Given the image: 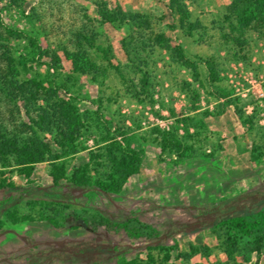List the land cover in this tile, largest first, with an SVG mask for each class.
<instances>
[{"label":"rangeland","instance_id":"obj_1","mask_svg":"<svg viewBox=\"0 0 264 264\" xmlns=\"http://www.w3.org/2000/svg\"><path fill=\"white\" fill-rule=\"evenodd\" d=\"M180 1L186 18L170 0H0V133L22 145L29 115L61 101L80 120L70 144L57 124L38 133L55 160L30 174L0 162V190L21 188L6 195L9 212L0 206V264H264L247 238L228 257L227 225L187 209L264 189V25L232 29L231 0ZM78 47L93 70L66 56ZM124 137L142 153L140 171L105 194L91 184L110 171V139ZM67 216L84 225L48 222Z\"/></svg>","mask_w":264,"mask_h":264},{"label":"trees","instance_id":"obj_2","mask_svg":"<svg viewBox=\"0 0 264 264\" xmlns=\"http://www.w3.org/2000/svg\"><path fill=\"white\" fill-rule=\"evenodd\" d=\"M100 8L102 9L101 16L104 21L115 22L117 20L116 14L109 11L104 4H101ZM169 8L172 12L173 10L180 12L184 15V18L189 16L188 11L184 8V4H182L180 0H170ZM120 14L122 13L120 12ZM228 14V20H232L231 22L236 24L235 26H233L232 23H230L231 25L229 24L232 29L236 28L243 31L252 24L262 26L264 25V0H231ZM79 38L83 39L85 42L88 41L83 35ZM159 39L162 40V37H159ZM78 45H81V42H79ZM90 46H92V44H90ZM175 50H177L181 58L184 59L180 48L177 47ZM65 53L66 56L72 60L75 69L79 73L83 74L93 70L94 67L88 60L86 51H81L80 47H78L76 52L72 51V53L69 54L65 51ZM184 64L195 72L196 67L194 64L188 61H184ZM9 65L10 74L12 77H16L18 71L15 66H13L12 61L9 62ZM206 65L208 71L213 72L209 63ZM35 86L41 88L40 84H36ZM17 96L16 93H10V98L12 100L16 99ZM55 106L58 110H54L55 113L52 115L49 113L47 107H40L35 111V116L29 115L31 126L23 124L22 126L24 129L18 131L21 136H24L22 145H20L21 140L17 134L13 133L8 137L0 133V162L4 160L8 161V158H13V162L17 166L25 168L24 172L28 175L33 170V164L55 160L48 154V147L40 140L38 133L45 131L49 132L52 130L51 128H53L52 123L57 124L56 130L59 131L57 137H61L67 141L66 143L70 144L72 136L76 131V127L74 128V126L80 121L77 116L76 108L70 106L69 103L61 101V103L55 104ZM238 117L241 118V115L238 114ZM51 118L55 120L51 121ZM63 143V141H59L57 138L55 139V144L61 148L65 146ZM69 146L70 154H76L78 152L76 147ZM107 155L111 164L109 173L102 179H96L91 185L105 194L117 195L122 191L127 179L131 175L139 173L142 153L132 147L130 138L124 137L122 141L116 138L110 139ZM71 182L77 186H86L84 177L77 179L76 174L73 175ZM19 190H21L20 187L13 185H1L0 206H3L5 213L9 212L6 203L8 200H11L10 197L7 198L6 195ZM24 196L25 193L19 195L16 201L20 202ZM187 209L192 211L194 217L200 221H203L205 218H210L208 224L214 226L227 225L230 230L229 237L233 239L230 248L226 250L228 257H232L237 250L236 240L238 238L248 239L247 246L252 254L258 257L262 254L264 248V189L212 201L206 205L191 206ZM8 214V217L12 218V221H15L12 213ZM48 222L54 227L67 229L84 225L83 221L77 220V223H75L69 220L68 216L64 217L61 223H58L54 217L48 218ZM125 230L129 236H139L136 232ZM179 230L180 227L174 226L170 233ZM127 264L133 263L130 262Z\"/></svg>","mask_w":264,"mask_h":264}]
</instances>
